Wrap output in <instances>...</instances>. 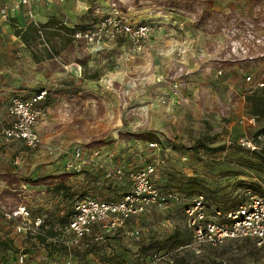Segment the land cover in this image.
Returning a JSON list of instances; mask_svg holds the SVG:
<instances>
[{"label": "rangeland", "instance_id": "1", "mask_svg": "<svg viewBox=\"0 0 264 264\" xmlns=\"http://www.w3.org/2000/svg\"><path fill=\"white\" fill-rule=\"evenodd\" d=\"M10 4L0 0V7ZM115 10L132 24L155 29L142 50L104 29L100 44L71 36L72 30L94 29ZM39 14L35 19L47 27L27 43L15 34L30 19L27 6L0 20V102L46 89L45 105L58 121L53 135L46 130V139L53 137L59 146L85 145L86 153L95 138L103 147L100 158L85 162L82 173L68 178L59 147L52 151L58 157L49 162L52 154L45 147L31 151L0 143L5 168L27 175L33 168L38 174V196L30 200L46 224L33 235L17 232L15 220L0 217V240H10L17 249L14 255L0 245V264H21L19 253L33 264H153V258L164 261L167 256L172 259L168 264H264V242L194 243L184 212L196 191L220 205L234 197L245 201L251 193L264 196V166L258 157L264 149V116L253 114L247 100L254 91L264 93V84L255 85L264 81V0H54ZM63 21L73 28L65 29L59 24ZM69 61L81 64L80 70L76 64L66 68ZM179 65L184 71L174 78ZM65 106L72 115H64ZM149 132L157 139L147 138ZM151 140L155 148L148 146ZM113 163L123 169L153 163L156 185L176 190L181 201L149 208L127 221L129 229L140 225L134 235L118 228L105 241L89 243L84 255V246L65 250L63 226L73 193L114 199L128 190L127 177L105 175Z\"/></svg>", "mask_w": 264, "mask_h": 264}, {"label": "built area", "instance_id": "2", "mask_svg": "<svg viewBox=\"0 0 264 264\" xmlns=\"http://www.w3.org/2000/svg\"><path fill=\"white\" fill-rule=\"evenodd\" d=\"M38 0H13L9 6L0 7V20H7L15 11L27 6L29 21L33 22L38 31L42 32L41 21L35 19V8ZM114 7L118 6L112 1ZM65 29L73 28L65 21L59 22ZM107 31L112 37L124 36L131 42L132 49L142 50L148 43L155 29L147 23L132 24L123 16L114 13L106 15L94 29L72 30L73 39L87 42L101 41V30ZM184 71L179 65L173 72V77L180 76ZM221 73V69L217 70ZM246 80L250 79L247 75ZM263 80L255 85L262 86ZM173 90H177L178 83L172 84ZM46 90L42 89L28 97L13 96L5 107L9 119L8 125L1 128L2 135L8 140H20L29 148H37L42 144L39 134V126L46 115V110L38 106L46 96ZM228 107H224L227 110ZM223 110V111H224ZM228 112V111H227ZM253 122L254 118H248ZM1 121V115H0ZM148 146L156 147L155 141L148 142ZM98 153V150L94 151ZM72 156L79 159L82 151L79 148L72 149ZM68 166H73L68 164ZM155 165L147 163L134 168L123 169L115 165L112 176L130 179L128 190L114 199H103L92 195L75 196L72 200L71 213L63 226L65 238L63 244L67 249L78 246H87L89 243L105 241L109 236L115 235L118 228L124 227L126 222L146 212L149 208L164 207L171 202L181 201L182 197L174 189H162L156 185L154 180ZM109 175V174H108ZM187 222L193 230V241L197 244L216 245L226 239L248 238L260 246L264 242V196L259 193H251L245 201L227 211H222L208 204L203 192L192 195L190 202L184 207ZM0 217L7 220H15L17 232L40 234L42 227H46L43 216H35L30 219V213L24 201L14 206L0 203ZM137 228L140 225L136 226ZM136 227L127 231L128 235L138 232ZM50 238V237H49ZM23 254H17L16 258L21 264H32L26 262ZM153 264L172 263L167 256L164 261L158 257L153 258ZM65 264H72L66 260ZM134 264V263H132Z\"/></svg>", "mask_w": 264, "mask_h": 264}, {"label": "crops", "instance_id": "3", "mask_svg": "<svg viewBox=\"0 0 264 264\" xmlns=\"http://www.w3.org/2000/svg\"><path fill=\"white\" fill-rule=\"evenodd\" d=\"M12 1L13 0H10V2H12ZM52 1H54V0H38L37 6L35 8L36 14H39V11H41V9H48L49 7H51ZM55 1L58 2V1H62V0H55ZM19 11H15L12 14V16L18 15ZM38 20L41 21L42 23L44 22L43 19H38ZM64 34L66 35L65 32H64ZM149 42L150 41H148V43ZM79 47H80V52L82 54H86L83 46H79ZM69 63L70 64L65 65L66 68H68V66H70L71 64L72 65L76 64L79 66V70H80L81 64H79L77 62H72V61H69ZM69 69H71V72H73L76 76L79 75V73L81 72V71H78L74 66H72ZM40 90H42V89H40ZM36 92L37 91H35V92L25 96V97H28V96L36 93ZM46 92H47V90H46ZM47 94L48 93H46L45 99L47 97ZM14 96H17V95H14ZM20 97H23V96H20ZM76 97H78V96H76ZM45 99L38 103V106L43 107L46 110V115L44 116V119L39 126V134H40L41 139H42V144L39 147L33 149V148L27 147L20 140H8L5 138L4 135H2L1 131H0V143L5 144L8 142H12V145L20 144V145H22V147H24V150H31V151H36L37 149H40L41 147H45L47 149H50L49 152H51V154H52L47 159L49 162L54 161L58 157L59 152H60V155L63 158V167H64L65 175L68 178H71L73 176L75 177L76 175L82 173L83 170H85V167H84L85 162L100 158L97 155H98V153H100V151L103 147V144L97 138L93 139L94 141L89 145L91 153H86L87 147L85 145L69 146V145L65 144V145L59 146V145L53 143V141L55 142V140L52 139L53 137H51V141H48L46 139L47 137H45V132H46V130H49V134L51 133V135H53L55 132V129H56L55 122H58V121L56 119H54V117L51 116L49 107L47 105H45V102H46ZM9 100L4 105H3V102H0V115H1L0 130L2 127H5L8 125L9 119L6 115L5 107H6L7 103L9 102ZM63 111H64L65 116L72 115V110L68 106L63 107ZM148 142H150V141H147V144H148ZM51 145L53 147H50ZM105 145H106V143H105ZM1 147H3V145ZM57 147H59V150H58L59 152L57 154L54 153V155H53L52 151H55V148H57ZM74 148H79L82 151L81 158H79V159L73 158L72 149H74ZM153 148H155V147H153ZM95 150H98V153H95L94 152ZM68 164H71L73 166L72 167L68 166ZM115 165H118V163L110 164L109 166H107L105 168V175L106 176H108V174L110 175V173H112L113 167ZM99 166H100V164H99ZM30 174L31 175H27L23 170H20V169L9 170V169L5 168L3 166V159H2L0 161V203H4V204H7V205L12 207L15 204H17L18 202L24 201L27 205L28 210H29L30 219H33L35 216H43L44 217V215L42 213L34 212L35 209H38V206H37V203L33 204L30 200L31 198H34V196H38V186H39L38 182L35 181V179L38 178V174L36 173L35 170L33 171V168H32V170H30ZM54 174H55L54 172L51 173V176H53ZM29 176H31V177H29ZM86 195H92V194L84 193V192L72 194L71 204L69 207L70 213H71V208H72V200L74 199V197L75 196H86ZM104 199H106V198H104ZM69 216H70V214H69ZM137 225H139V224L138 223L135 224L132 228L136 227ZM121 228L124 229L123 231L127 234V231L129 230V228L126 227V224L124 227H121Z\"/></svg>", "mask_w": 264, "mask_h": 264}, {"label": "trees", "instance_id": "4", "mask_svg": "<svg viewBox=\"0 0 264 264\" xmlns=\"http://www.w3.org/2000/svg\"><path fill=\"white\" fill-rule=\"evenodd\" d=\"M40 26L43 27V29H44V28L47 27V23H41ZM15 34L23 42H26L27 43L30 39H34V38L38 37L39 34H40V32L38 31V27L33 22L28 21L26 23V26L25 27H17L15 29ZM254 92H256V91H254ZM254 92L252 94H250V95L247 96V100L250 102L251 112L253 114H255V115L264 116V93H262V94H260V93L255 94ZM147 138H149V139H157L156 135L154 133H151V132L147 133ZM258 157L260 159L261 164L264 166V149H261V151H259ZM196 192H203V191H196ZM196 192H194L193 194H195ZM204 195H205V197H206L207 202H208L209 205H211L212 207H215L217 209H220L223 212L224 211H227L228 209H230V208H232L234 206H237L238 204H241L244 201V200L242 201V200L238 199L237 197L236 198L234 197L232 200L231 199L228 200L227 203L224 202L223 205H220L217 202V200L212 202L207 197V195L205 193H204ZM39 238H40L41 241H45L46 240L45 237L39 236ZM0 245L3 246V249L4 250L9 251V252H12L14 255L17 252V249L13 246V244H12V242L10 240L1 239L0 240ZM90 247H89V244L87 246H84V249H83L82 254L84 255L85 253H88ZM63 248L65 250L67 249L66 247H63ZM25 252H26V250H23V253H25ZM82 259H84L83 256H82ZM40 264H53V263L46 261V262H43V263H40Z\"/></svg>", "mask_w": 264, "mask_h": 264}]
</instances>
